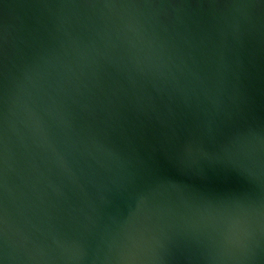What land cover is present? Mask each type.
Segmentation results:
<instances>
[{"label": "water", "instance_id": "obj_1", "mask_svg": "<svg viewBox=\"0 0 264 264\" xmlns=\"http://www.w3.org/2000/svg\"><path fill=\"white\" fill-rule=\"evenodd\" d=\"M0 264H264V0H0Z\"/></svg>", "mask_w": 264, "mask_h": 264}]
</instances>
